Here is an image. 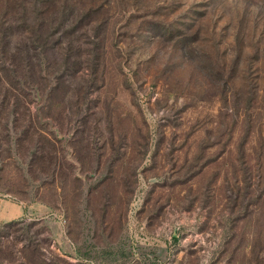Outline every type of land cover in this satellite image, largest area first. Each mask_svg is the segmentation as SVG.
<instances>
[{
  "label": "rangeland",
  "instance_id": "rangeland-1",
  "mask_svg": "<svg viewBox=\"0 0 264 264\" xmlns=\"http://www.w3.org/2000/svg\"><path fill=\"white\" fill-rule=\"evenodd\" d=\"M22 4L100 57L0 86V264H264V0H0V57Z\"/></svg>",
  "mask_w": 264,
  "mask_h": 264
},
{
  "label": "trees",
  "instance_id": "trees-1",
  "mask_svg": "<svg viewBox=\"0 0 264 264\" xmlns=\"http://www.w3.org/2000/svg\"><path fill=\"white\" fill-rule=\"evenodd\" d=\"M21 6L24 11L22 25L19 27L26 26V28L24 27L25 31L23 28L21 29L25 33L24 37L12 46L8 45V55L0 57V86L2 85L5 88L3 102H10L11 106L14 105L13 102L18 103L17 101H11V99L16 98L18 100L22 90L28 87L36 91L41 89L43 94H47L50 89L42 88L39 83L47 75V70L50 68L51 63H53V66L56 62H59L64 72L71 73V75L80 74L79 71L88 72V69L89 72L94 73L97 70L100 57L96 50L90 48L95 40L89 42L81 40L79 44L75 45L77 39L72 41L68 37L69 30L67 25L69 23L68 21L65 22L63 16L58 20L52 19L48 17V10L44 13L47 19L38 20L36 17L32 19L28 16L29 8L27 4H22ZM46 31H49V33ZM53 31H58L56 38L51 36ZM85 34H87L86 31ZM84 45L87 48H84ZM87 53L89 56L86 57ZM89 67H93V70L91 71ZM79 78H81V75H79ZM64 79L66 80V77ZM95 79L93 77L90 82L95 81ZM83 82L81 81V83ZM50 88H53V85ZM26 97L27 95L24 96V98ZM15 112L16 109L11 110V113L15 114ZM23 113H28L26 108H24ZM27 129V127L23 129L22 134H27ZM36 141L32 154L34 156L33 159H36V153L39 152L40 157H45L49 161L55 160V156L43 146L40 139L37 138Z\"/></svg>",
  "mask_w": 264,
  "mask_h": 264
},
{
  "label": "crops",
  "instance_id": "crops-1",
  "mask_svg": "<svg viewBox=\"0 0 264 264\" xmlns=\"http://www.w3.org/2000/svg\"><path fill=\"white\" fill-rule=\"evenodd\" d=\"M21 212L22 209L18 203L9 199L0 198V219H11Z\"/></svg>",
  "mask_w": 264,
  "mask_h": 264
}]
</instances>
